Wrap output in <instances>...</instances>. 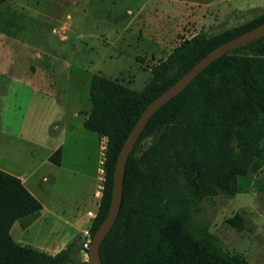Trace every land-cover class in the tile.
<instances>
[{"label":"rangeland","instance_id":"1","mask_svg":"<svg viewBox=\"0 0 264 264\" xmlns=\"http://www.w3.org/2000/svg\"><path fill=\"white\" fill-rule=\"evenodd\" d=\"M264 0H5L0 3V168L29 174L36 195L57 214L55 233L72 232L75 216L95 211L102 136L84 126L92 110V76L101 73L136 90L151 67L200 31L238 27ZM244 9V10H240ZM251 57L264 85V38L230 54L234 96L242 91L238 59ZM136 149L139 156L155 139ZM61 147L62 164L50 156ZM105 151V150H104ZM44 177L47 179L44 180ZM98 179V180H97ZM131 177L129 185L131 184ZM98 184V186H97ZM239 191L205 197L197 213L224 248L264 264V160L238 179ZM94 200L92 197L96 188ZM235 219H242V226ZM75 239L82 248L76 224ZM68 264H89L79 249Z\"/></svg>","mask_w":264,"mask_h":264},{"label":"trees","instance_id":"2","mask_svg":"<svg viewBox=\"0 0 264 264\" xmlns=\"http://www.w3.org/2000/svg\"><path fill=\"white\" fill-rule=\"evenodd\" d=\"M262 23L264 12L238 27L183 39L151 67L142 90L101 73L92 76V110L84 126L107 139L106 175L93 234L110 209L119 153L146 107L215 47ZM262 38L214 61L150 118L126 165L121 209L101 245L103 264H249L226 250L197 213L205 197L219 191L235 196L239 177L262 166L264 85L247 54L238 59L242 91L237 97L229 71L230 54L244 52ZM151 134L154 141L138 156L137 147ZM61 159L59 147L50 160L59 165ZM41 207L20 177L0 168V264H68L82 251L77 240L53 255L13 238L15 221ZM235 220L241 227L242 219Z\"/></svg>","mask_w":264,"mask_h":264},{"label":"water","instance_id":"3","mask_svg":"<svg viewBox=\"0 0 264 264\" xmlns=\"http://www.w3.org/2000/svg\"><path fill=\"white\" fill-rule=\"evenodd\" d=\"M262 37H264V23L218 45L146 107L126 138L119 153L114 172L110 209L106 218L93 235L92 243L88 251L89 264H103L100 254L101 245L114 226L121 209L124 193L126 165L129 156L136 145V142L148 124L150 118L162 106L182 93L190 85V83L214 61L230 53L231 51L248 45L249 43H252L253 41Z\"/></svg>","mask_w":264,"mask_h":264},{"label":"crops","instance_id":"4","mask_svg":"<svg viewBox=\"0 0 264 264\" xmlns=\"http://www.w3.org/2000/svg\"><path fill=\"white\" fill-rule=\"evenodd\" d=\"M262 6H264V1L263 3L261 2L254 3L248 8H255V7H262ZM240 10H244V9H240ZM102 138H105V137L102 136ZM104 140L105 139H102V142ZM61 164H62V159H61ZM8 172L20 177L23 183L25 184V186L38 198L35 192L36 191L35 183L34 181L33 182L31 181L29 174H19V173H14L11 171H8ZM45 179L47 178L44 177V180ZM97 186L96 188H94V191L92 194L93 195L92 197L94 198V200L97 199L95 197ZM97 200L100 202V198ZM41 204H42V207L38 212L31 214L27 217L21 218L15 221V223L13 224L11 233H12L13 238L17 242L23 245L33 246L35 248H38L49 254L54 255L58 253L61 249H63L69 242L75 239L74 230L77 229L76 224L83 221V223L84 224L86 223L88 226L92 222V218L91 216H89L88 212L93 211V210H88L86 214L75 216V218L72 219L70 223L73 229L72 232H64V233L57 234L55 233L54 229L51 227V219L57 217V214L54 213L51 209H49L47 206H45V204H43L42 202ZM96 204H97V209L93 212H97L98 210L99 203H96ZM82 253H84V251H82Z\"/></svg>","mask_w":264,"mask_h":264},{"label":"built area","instance_id":"5","mask_svg":"<svg viewBox=\"0 0 264 264\" xmlns=\"http://www.w3.org/2000/svg\"><path fill=\"white\" fill-rule=\"evenodd\" d=\"M104 143L107 142V140H104L103 141ZM106 149V144L102 146V159L100 161L101 163V167L99 169V179L101 181H103V184L100 185V189L98 192H97V196H99V198H101V195H102V190H103V185H104V180H105V175H106V172H105V168H104V161H105V150ZM89 216H91L92 218V222L93 220L95 219L96 215H97V212H93V211H89L88 212ZM92 222L90 223V225H88L87 227H85L82 231H81V239H82V251L86 252L89 251L90 249V246H91V243H92V239H93V233L91 231V225H92Z\"/></svg>","mask_w":264,"mask_h":264}]
</instances>
